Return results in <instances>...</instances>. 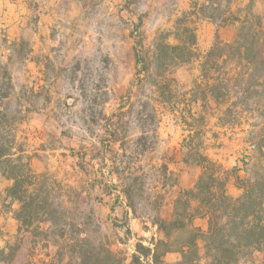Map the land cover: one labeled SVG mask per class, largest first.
<instances>
[{
	"label": "rangeland",
	"instance_id": "obj_1",
	"mask_svg": "<svg viewBox=\"0 0 264 264\" xmlns=\"http://www.w3.org/2000/svg\"><path fill=\"white\" fill-rule=\"evenodd\" d=\"M195 1L207 0H0V33L16 44V50L28 56L26 61L14 57L8 67L19 100H24L22 86H35L39 93L37 111L17 128L20 140L32 155L31 168L55 180V205L64 201L67 216L82 224L89 238L104 241L120 264L145 262L148 247L144 240L148 241L152 225L149 219L168 221L179 190L197 182L201 168L188 156L192 162H185V149L181 148L183 140L194 135L195 129L201 130L202 135L199 138L195 135L194 142L203 144L204 155L227 173L226 191L232 197L241 194L236 178H246L252 164L258 163L254 158L260 156L258 146L264 134L260 112L264 109L260 107L259 87H254L256 94L246 103L241 119H234L230 113L233 108L220 113L217 110H224L223 107L218 109L213 103L205 109L192 105L197 115L204 113V120L188 118L196 126L191 131L188 125L180 123V113L170 105H159L154 150L142 152L138 146V153H134L135 142L141 135L150 146L153 128L148 93L139 96L134 89L136 49L141 41L144 48H149L158 32L172 30L174 21ZM248 5L264 30V0H234L230 7L235 12ZM193 26L194 57L188 64L172 69L170 74L176 94L194 90L195 82L200 80V64L215 37L232 42L238 31L237 23L222 25L219 19H194ZM4 80L0 70V87ZM130 90L132 94L128 95ZM185 110L181 106L179 112L186 113ZM120 112L124 114L114 126ZM112 132L119 138L127 136L125 146L129 149L125 156H121L120 142H108ZM115 164L141 169L149 175L151 166L164 164L172 173V181L163 188L146 180V194L133 199L136 216L143 219L135 217L147 224L142 225L143 233L133 231L125 218L128 210L124 207L127 202L122 186L109 172ZM3 180L5 189L10 182ZM174 181L176 185L172 187ZM155 191L163 197L158 211L147 203L152 201L147 199V194ZM4 216L11 219L17 231L0 245V251L6 246L14 249L0 253V264L38 263L52 258L55 264H79L70 258L68 248L57 237V243L46 249L32 246L30 234H25L18 243L17 221L11 213ZM163 250L158 244L159 255ZM9 254H14L12 260L7 259ZM262 263L264 255L253 252L238 264Z\"/></svg>",
	"mask_w": 264,
	"mask_h": 264
},
{
	"label": "trees",
	"instance_id": "obj_2",
	"mask_svg": "<svg viewBox=\"0 0 264 264\" xmlns=\"http://www.w3.org/2000/svg\"><path fill=\"white\" fill-rule=\"evenodd\" d=\"M233 1L192 2L189 9L174 21L172 30L158 32L149 48H144L142 41L138 42V50L135 52L137 81L134 89L139 96L148 93L146 98L151 105L150 121L153 128L150 131V146H147V138L141 135L135 142L134 153H138V146L142 152L154 150L157 138L154 125L159 122V105H170L175 112L180 113V123L188 125L189 131L194 126L188 122V118L193 121L204 120V113L198 116L192 111V105L205 109L213 103L218 109L223 107L224 110H217L220 113L230 112L233 108L230 113H233L234 119H241L246 103L252 94H256L254 87H259L260 107L264 109V30L251 5L234 12L230 7ZM207 11L211 14L208 15ZM201 18L214 21L219 19L222 25L237 23L236 38L226 43L215 37L200 64V80L195 82L194 90L176 94L170 74L172 69L188 64L193 59L196 49L194 19ZM14 57L28 60V56L16 50L13 41L0 33V70L5 79L3 87H0V175L10 182L0 195V213L13 214L18 223V243L25 234H30L32 246L36 248L41 245L46 249L50 244L57 243V237L68 248L70 258L79 264H120V259L104 241L89 238L82 224L67 216L64 201L55 205V180L47 174L32 170V155L26 143L20 140L17 128L26 121L29 114L37 111L39 93L35 86H22L24 100L20 102L21 97L15 90L8 69ZM181 106L187 108L186 113L179 112ZM123 114L120 112L114 126ZM260 117L264 130V110L260 112ZM200 131L195 129L194 135L188 136V140L184 139L181 145L185 149L186 158L188 156L193 159V162L189 158H184V161L201 168L197 182L191 189L179 190L168 221L149 219L152 226L164 234L165 240L158 242L164 249L160 255L166 252L178 253L179 264H238L253 252L264 255V134L260 136L258 146L260 156L254 158L258 163L252 164L246 178H236V187L241 190V194L235 198L226 191L227 173L204 155V148L201 147L203 144L194 142L195 135L197 138L202 135ZM115 133L110 134L111 140L108 142H120V149L124 153L121 156H125L129 149V146H125L127 136L119 138ZM150 171L152 173L149 175L141 169L132 170L130 166L122 168L119 164H115L109 171L120 181L122 195L134 216L136 209L133 199L146 194V180L156 182L162 188L168 181H172V173L164 164L151 166ZM175 185L174 181L172 187ZM151 193L147 194V199H152L147 202L148 206L158 211L163 197L157 191ZM14 205L17 207L13 208ZM136 217L143 219L142 216ZM5 250L14 249L6 246L0 253ZM158 257L154 254V261ZM13 258L14 254H9L7 259ZM27 264L55 263L52 258L50 261L39 260L38 263Z\"/></svg>",
	"mask_w": 264,
	"mask_h": 264
},
{
	"label": "crops",
	"instance_id": "obj_3",
	"mask_svg": "<svg viewBox=\"0 0 264 264\" xmlns=\"http://www.w3.org/2000/svg\"><path fill=\"white\" fill-rule=\"evenodd\" d=\"M3 179L4 178H2L0 175V194H2L5 187ZM194 184L189 186L188 189L192 188ZM124 207L128 210V212L125 213L127 214V217L125 216V218L129 220L131 229H133V231H139L143 233V230L145 228H143L142 230V225L147 226V224L144 222H140L139 219L132 214L131 210L126 206V204H124ZM150 229L151 231L148 232V235H150L148 241L144 240L148 247V255L144 258L145 262H143V264H179L180 256L178 253L166 252L163 255L158 254L157 243L160 241H164L163 233L156 226L151 225ZM16 231L17 226L13 222H11V219L0 213V233L2 234L0 236V245L4 244L6 239L13 238L16 235ZM139 236L140 235H137V237ZM154 254L159 256L157 261H154Z\"/></svg>",
	"mask_w": 264,
	"mask_h": 264
}]
</instances>
